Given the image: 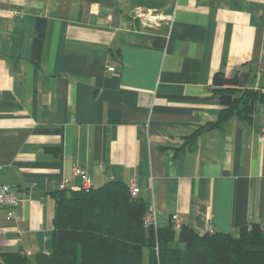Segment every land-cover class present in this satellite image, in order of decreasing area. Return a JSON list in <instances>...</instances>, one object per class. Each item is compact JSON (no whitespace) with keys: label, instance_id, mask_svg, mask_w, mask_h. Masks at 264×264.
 <instances>
[{"label":"crops","instance_id":"crops-1","mask_svg":"<svg viewBox=\"0 0 264 264\" xmlns=\"http://www.w3.org/2000/svg\"><path fill=\"white\" fill-rule=\"evenodd\" d=\"M216 72L264 90V0H0V182L21 196L0 208V260L51 251L73 167L93 187L134 182L157 227L264 221V101L204 128Z\"/></svg>","mask_w":264,"mask_h":264},{"label":"trees","instance_id":"trees-1","mask_svg":"<svg viewBox=\"0 0 264 264\" xmlns=\"http://www.w3.org/2000/svg\"><path fill=\"white\" fill-rule=\"evenodd\" d=\"M210 86L221 108L204 128L221 126L232 116L249 121L255 103L264 101L263 89L238 86L237 72L214 73ZM201 131L186 136V144L193 146ZM52 194V249L38 253L35 264H143L145 248L147 264H264V221L233 232L202 234L183 223L175 228L171 221L163 227L145 226L148 202L131 195L121 180H107L88 191L77 182ZM29 263L23 252L7 253L0 260V264Z\"/></svg>","mask_w":264,"mask_h":264},{"label":"built area","instance_id":"built-area-1","mask_svg":"<svg viewBox=\"0 0 264 264\" xmlns=\"http://www.w3.org/2000/svg\"><path fill=\"white\" fill-rule=\"evenodd\" d=\"M138 17L146 18V22H144L147 26H153L155 24V20L159 18V16L156 13H153L151 11H140L138 9V12L136 14ZM109 71H115L116 68L112 65L107 67ZM101 166V165H100ZM72 177H75L77 182L79 183L80 187L88 191L91 187V177L88 174V172L82 168V167H73L72 170ZM70 184L69 178H64L60 181L58 185V189H66L68 188ZM128 188L130 190L131 195L137 196L139 194V187L134 182L128 183ZM21 201L20 191L13 189L9 184L7 183H1L0 182V208L4 205H7L11 208L16 207L19 205ZM171 222L173 223L175 228H178L181 225V220L179 219V216L177 214H172ZM143 223L145 226L153 225L156 227V217H155V210L153 204H149L147 211L143 218ZM262 227H264V222L262 223ZM206 231H215L212 226L208 225Z\"/></svg>","mask_w":264,"mask_h":264},{"label":"rangeland","instance_id":"rangeland-1","mask_svg":"<svg viewBox=\"0 0 264 264\" xmlns=\"http://www.w3.org/2000/svg\"><path fill=\"white\" fill-rule=\"evenodd\" d=\"M33 257H34V256H33ZM29 260H30V263H29V264H32L34 258H32V256H31V257L29 258ZM146 262H147V250H146V248H145L144 251H143V264H146Z\"/></svg>","mask_w":264,"mask_h":264}]
</instances>
